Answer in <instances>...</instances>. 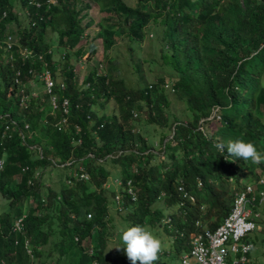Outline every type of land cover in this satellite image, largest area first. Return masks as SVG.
Returning a JSON list of instances; mask_svg holds the SVG:
<instances>
[{
    "label": "trees",
    "instance_id": "16d2710c",
    "mask_svg": "<svg viewBox=\"0 0 264 264\" xmlns=\"http://www.w3.org/2000/svg\"><path fill=\"white\" fill-rule=\"evenodd\" d=\"M82 3L86 2L57 0L32 8L33 19L36 14L44 17L28 29L13 8L33 6L32 0H0V17L1 10H7L0 21V158L4 159L0 196L7 203L0 210V264H49L46 258L54 252L66 258L65 264H116L118 257L131 264L125 251L117 258L105 254L106 238L117 227L116 222L109 224L111 218L105 219L109 202L118 204L125 223L150 229L164 216L174 222L181 217L191 228L206 206L209 212L199 219L214 216L208 225L213 230L229 213L239 180L251 173L254 182L264 174L263 165L230 156L226 150L230 139L251 141L257 150L264 143V0H136L135 5L126 0H93V6L86 3L81 11ZM95 9L105 14L97 19L101 26L95 37L102 38L101 61L109 63L105 68L93 67L78 85L69 51L59 58L56 72L47 36L58 34V44L73 49L83 35L76 19ZM92 17L86 25L96 19ZM53 18L60 22L54 23ZM14 22L15 34L10 26ZM147 33L152 34L150 54L135 58L132 44ZM119 38L130 43L128 57L138 77L136 86H128L114 73L112 58L103 55ZM24 48L33 56L24 59L20 54ZM84 49L75 51L77 58ZM87 49L89 58L99 52L93 44ZM39 54L54 78L66 85L58 91L70 103L61 128L55 126L61 114L51 112L46 95L30 97L27 108L20 104L16 72L19 83H25V93L30 78L42 87L28 73L40 69ZM147 62L166 66L169 74L144 82L142 66ZM168 82L170 88L164 86ZM110 99L117 111L100 115L92 109ZM173 101L182 104L181 116L169 113ZM142 110L145 123L161 127L162 155L139 130L136 116ZM25 123L29 129L21 131ZM206 127L212 128L211 135ZM77 139L80 142L74 144ZM221 142L223 151L218 147ZM105 164L119 167L108 170ZM215 164L220 167L217 171ZM48 166L71 173L82 166L96 189L89 181L73 180L59 191L44 190L42 178ZM254 167L261 170L256 173ZM111 175L120 181L112 183L114 190L109 192L117 195L115 202H108L104 194L108 190L101 187ZM230 177L237 184L233 189L228 186ZM27 199L32 205L27 208L24 230L15 232L14 219L24 211ZM168 207L172 208L169 215ZM26 240L32 256L24 248ZM173 249L179 251L175 245ZM154 264H164L160 254Z\"/></svg>",
    "mask_w": 264,
    "mask_h": 264
},
{
    "label": "rangeland",
    "instance_id": "374dc122",
    "mask_svg": "<svg viewBox=\"0 0 264 264\" xmlns=\"http://www.w3.org/2000/svg\"><path fill=\"white\" fill-rule=\"evenodd\" d=\"M46 1H48L50 3H57V0H46ZM83 1L90 4L91 6L94 5L93 0H83ZM126 2L129 5H132V4L135 5L136 0H126ZM86 3H82L80 5L79 8L81 9V11L83 9H85ZM17 6H19V5L15 4L16 8H20V6L19 7H17ZM24 8H26L25 9V16L26 17H24V19H23V17H20V18L23 19V20L21 19L23 21V24L27 23L28 29H30L33 26V24L35 23V21H37V19L38 20L43 19L44 15L38 16L36 14L35 18L33 19L31 14H30V12L32 11V8H37L36 4H34L33 6L25 5ZM90 12L92 15L91 14L87 15L83 19H81V18L76 19V20H78L77 25L79 27L80 26L83 27V32H82L83 35H82L81 39L78 41V44L73 49L69 50L65 46L59 45L58 44V40H59L58 34L54 33V35L50 34V36L49 35L47 36L48 45L51 46L50 50H51V52H53L52 54H53L54 60L56 61L55 65H54L56 72L59 70V66L57 64L59 58L61 56H63L64 52L69 51V53L71 54L70 61L74 63V69L73 70H74V74H75L76 81H77L78 85H81L84 77L86 76V74H88V72L93 67L97 66L99 68H105L104 66L108 65V63H109V62L106 63V62L101 61L103 59L102 53H101V49L103 47L102 46V44H103L102 38L95 37V35L98 34V30L101 26L100 23L97 21V19L100 17H103L105 14L98 12V10H96V9L92 10V11L90 10ZM6 15H7V10L6 9L1 10V18L2 19L5 18ZM94 15H96V17H95L96 19H94L93 23H89L90 25H86V23L90 19H93L92 16H94ZM49 18H50V16H46V19H49ZM53 19H54V23L60 22V19H56V18H53ZM12 29H13L14 34H15V32H18V28L15 27ZM47 33L49 34L52 32L48 31ZM49 38H51L52 41H50ZM151 38H152V34L147 33L145 35L144 39L138 41L137 43L132 44L134 47V57L135 58L143 59V58L149 56L150 51H151V43H150ZM115 43L116 44H114V48L112 50H109V51H107V50L104 51L103 55L104 56L110 55V57L112 58L111 64L114 65V69H113L114 73H118L120 76H122L125 79V82L128 86H131V85L136 86V84L138 83V77H137L136 72L133 70V68L130 64V59L128 57L129 53H130V51H129L130 49L128 48V46L130 45V43L127 41V39L125 41L124 38L117 39V41ZM88 44L95 45L97 47V50L99 51L97 54H95V56L90 57V58L88 57L89 53H90L87 49ZM81 47H84L85 51L83 52V54L81 55L80 58H77L75 55V51ZM62 61H65V60H62ZM142 68H143L142 71L145 75L144 76L145 79H143V81L146 80V81H144L146 83L151 81V80H156V77L158 75L167 74L169 71V69L166 66L159 64V63H154V62L143 63ZM170 83L171 82H168V84H170ZM16 86H18V90H19L18 94H20V97H19L20 98V104H21V98H22L23 94H26L29 96L27 102H25L26 107H24L21 104L24 108H27L28 103L30 101V97H37L38 95H41V96L46 95V93L44 92V90L42 89L41 86L40 87L38 86V88L34 87V81L32 78H30L28 80V82L26 83V86H27L26 89L28 90V93L24 92L25 83H18V84H16ZM169 98L172 99L171 96H169ZM92 109L95 110L100 115L103 113L111 114V113L117 111V105L114 102V100L110 99L105 106L102 107V106H100L99 103L98 104L96 103L93 105ZM182 109H183V106L179 101H173V102H171V105H170L168 111L170 114H172V112H175V114L177 116H181ZM136 117H137V119H139V126L141 127V129H139V130H141V132L145 135V137H147L148 141L153 145L155 152L162 155L163 145H161L159 142V137L161 134L160 133V128H161L160 125L145 123V119L147 117L145 110H142L138 114V116H136ZM211 117H212V115H211ZM171 119H172V117H171ZM215 123L216 122L213 121L211 124L214 126ZM211 131H212L211 127H206V132L208 134L211 135ZM172 135H173V133L171 135H169L168 138H170ZM166 140H167V138L165 139V141ZM72 142L74 144H77L80 141H78V139H77V140H74ZM33 147H35V146H32V148ZM39 150H40V147H39ZM258 151H260L262 154H264V143H261V148H259ZM101 161H103V160H101ZM66 164H71V162L66 163ZM260 165L261 166L263 165L262 168H264V162H261ZM61 166H63V165H61ZM105 166L107 167L108 170H113V171H117V169H118L117 167H119V166L116 167V166L111 165V164H105ZM257 166H259V164H257ZM80 169H82V170H80ZM214 169L217 171L218 169H220V167L217 164H215ZM260 170L261 169L256 167L254 169V172L258 173ZM81 171H83V172H81ZM44 172H45V175L42 178L44 190L51 188L55 191H59L60 188L63 186H69L70 187L71 184L73 183V180H84L86 182L89 181L90 183L89 182H87V183L96 189V186L94 185V183L90 179V175L86 171H84L82 166L77 167V169L74 173H71V171H69V170L65 171L63 169H56V168L51 167V166H48ZM68 172H69V174H68ZM71 175H73V176H71ZM239 176H242L241 173L239 174ZM262 177L264 178V174L260 175L258 179H260ZM255 178L256 177H254L253 174L250 173V175H248L246 178H243V179H244V182H246V181H248L247 179H249V181H250L251 179H255ZM119 182H120L119 178L113 177L111 175V176H109V178L106 182H103L101 184L102 188H105L108 190V192L104 193L106 195V198L108 199V202L109 201L115 202L118 199L117 195L112 196L111 193H109V192H112V190H114V188L111 186V184L112 183L118 184ZM228 186L230 189H233L235 187L234 182L228 181ZM31 205H32V201L30 199L25 200L24 211H23L25 214L27 212V208ZM6 207H7V203H5L4 199L0 196V210L2 208H6ZM166 210H165V213L168 215L172 212V208L168 207V210L167 211ZM202 210L205 213L209 212V208L206 206H204L202 208ZM259 210H260V214L262 216H264L263 208L260 207ZM176 216H178L177 213H176ZM87 218H88V215H87ZM107 218H111L109 224H111V223L113 224V222H116L117 227L112 229L111 230L112 233L106 238L105 254H109L110 258H117L120 251L124 254L123 245L120 246L119 250L116 248V246L121 244L120 237L118 236V232H119L118 229L123 225V223H125V220L122 217V215L119 213L117 208H112V209L110 208V202L108 204V211H107V216L105 217V219H107ZM214 220L215 219L213 216L212 219H204V220H201V222L204 226H208L209 223L214 221ZM58 223L59 222L56 221V226H55L56 228L59 226ZM154 227H155V228H153L154 231H156L158 234H163L161 225H159L158 227H156V226H154ZM22 230H24V229H22ZM94 232L96 233V231H94ZM250 236L252 238H254V240H258V242L264 246V229L261 232L256 231L254 233H250ZM92 238L96 239L97 233ZM160 240L162 242L163 248H165L168 244V246L173 250L167 256L166 255L163 256L164 264H166L167 262H169L170 264H177V261L175 259V255H174L175 253H174L173 246L169 245V244H171V240L169 238H166V240L164 238H160ZM256 244H257V242H256ZM92 247L93 246L91 245L89 248V251H91ZM253 251L255 253H257L258 257L261 260V264H264V254L261 253V250L258 248H255ZM54 253H57V252H54ZM54 253L52 254V257L46 258V262H48L49 264H65V262H67L66 258L60 259L59 256L57 254H54ZM32 255H33V251H32ZM94 264H98V263L94 262ZM116 264H124V263H123L122 259H120L118 257V260H116Z\"/></svg>",
    "mask_w": 264,
    "mask_h": 264
},
{
    "label": "built area",
    "instance_id": "2783aa9c",
    "mask_svg": "<svg viewBox=\"0 0 264 264\" xmlns=\"http://www.w3.org/2000/svg\"><path fill=\"white\" fill-rule=\"evenodd\" d=\"M35 3V2H34ZM39 5L38 3L36 4ZM7 38V44H8ZM10 46V44L8 45ZM21 56L24 59L32 57V52L24 48L21 50ZM36 60L41 62V67L38 71L29 69L28 73L33 74L36 80L42 85V89L47 95L48 103L51 107V112L59 111L61 118L55 123L57 128H61L66 122L70 112V103L67 97L59 95L60 90H65V83L63 81H57L51 69L48 67V62L43 58L42 54H39ZM19 72H16L14 82L19 83ZM34 81V78H33ZM88 85V83H87ZM165 87H170V84L166 83ZM22 91V90H21ZM23 92V91H22ZM29 96L23 94L21 98V104L26 107V103ZM9 129V125L5 127ZM29 129L28 123H25L21 131H27ZM22 138L24 137L21 134ZM80 141V139H78ZM4 166V159L0 158ZM0 167V171L3 169ZM82 170V169H80ZM83 172V171H81ZM38 173H35V177ZM31 183V180L28 181ZM263 207L264 211V178H260L257 181L246 183L239 191L234 194L232 204L229 213L223 218L221 224L215 229L213 233L206 232L205 239L207 246L204 248L201 246L195 251L197 263L195 264H255L247 261L245 255L252 248L251 242L241 241L242 237L247 234L261 231L264 229V216L260 214L259 208ZM27 214V212H26ZM26 214L22 212L18 217L14 219L13 231L20 232L24 229V219ZM89 216V214H88ZM261 218L263 220L261 221ZM23 232V230L21 231ZM204 237L199 236V240ZM24 248L26 253L32 256V249L30 248L28 241L24 242ZM264 250V247H263ZM238 253L239 257L235 256ZM231 255V256H230ZM229 256L231 258H229ZM182 264H194L188 260H183Z\"/></svg>",
    "mask_w": 264,
    "mask_h": 264
},
{
    "label": "clouds",
    "instance_id": "9594fccd",
    "mask_svg": "<svg viewBox=\"0 0 264 264\" xmlns=\"http://www.w3.org/2000/svg\"><path fill=\"white\" fill-rule=\"evenodd\" d=\"M32 2L33 3L35 2L34 4L38 3L39 5L37 6V8H41L44 5V3L47 1L32 0ZM25 9L26 8H24V6L22 7L20 6V8L14 7L13 12L18 17L24 18L23 12H25ZM1 20L2 18L0 17V21ZM12 24H10V26H12V28H15L16 23L14 22ZM8 37H10V35L8 36V33H7V38ZM218 147L223 151L225 148V144L221 142L218 145ZM226 150L230 156L240 158L244 161L250 160L255 164H260L261 162H264V154L258 151L254 143H252L251 141H245L244 139H241V138L230 139L227 141ZM2 166L3 164L2 162H0V167ZM243 178L239 180L240 189L246 183L252 182L251 180L244 182ZM229 181L234 182L235 186L237 185L235 183L234 178L230 177ZM117 206L118 204H115V205L113 203L110 204L111 209L117 208ZM202 208L203 207H201V210ZM204 215H205V212H203L202 210V213L199 218L202 219ZM90 216L91 214L88 216V218ZM199 218L193 222L191 228H188V225L183 219H181V217H176L175 222H174V219L172 217L164 216L161 218V220H158L159 223L155 225L156 227H158L159 225L162 226L163 234H158L156 231H154L153 230V228H155L154 226L152 229H150L148 226H144L140 224L125 223L118 229L120 233L121 244L116 246V248L119 250L120 246L123 245V250L125 251L128 260L131 261V264H137V262H139V264H154V262L158 260L159 254L161 256V259L164 260L163 254L167 256L168 254H170L171 251H173L168 246V244L165 248L162 247V242L160 238H164L165 240L166 238H169L171 240V244L169 245H172V246L175 245L179 248L178 252L174 250V253H175L174 255H175L177 264H182L183 260H188L189 262H192L195 264L197 263V260L196 261L194 260L197 257L195 254V251H197L200 246L202 248H204V245L207 246V241L205 239V233L206 232L213 233L215 229L222 222L221 221L215 229L211 230L208 226H204ZM199 236H202L204 238L199 240L198 239ZM251 238L252 237L250 236V234H247L246 236L242 237L241 241L251 242L252 248L250 249V251H248L245 257H247L246 259L247 261L249 262L251 261L254 263V260H253L254 258L251 253L256 248L258 243L256 244V242H253L252 240H250ZM263 247L264 246H262L261 250L264 253ZM250 254L253 259H250ZM240 255L238 253L235 254V256L237 257H239ZM230 256L229 258H231ZM168 264L170 263L168 262Z\"/></svg>",
    "mask_w": 264,
    "mask_h": 264
},
{
    "label": "crops",
    "instance_id": "0c3cea01",
    "mask_svg": "<svg viewBox=\"0 0 264 264\" xmlns=\"http://www.w3.org/2000/svg\"><path fill=\"white\" fill-rule=\"evenodd\" d=\"M34 87H35V88H38V86H35V85H34ZM262 208H263V207H262ZM262 220H263V218H261V221H262ZM255 234H256V233H255ZM259 237H260V236H259ZM250 240H252L253 242H257L258 244H257L256 248H258V249L261 250V248H262L263 245H262L261 243H259L258 240H254V238H251ZM261 253L264 254V253L262 252V250H261ZM251 254L253 255V258H254V259L252 258ZM251 254H250V259H253V260H254V263H256V264H258V263L261 264V260H260V258L258 257L257 253H255V252L253 251ZM255 260H256V261H255Z\"/></svg>",
    "mask_w": 264,
    "mask_h": 264
}]
</instances>
